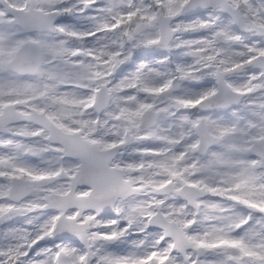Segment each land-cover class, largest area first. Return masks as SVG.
<instances>
[{"label":"snow or ice","instance_id":"1","mask_svg":"<svg viewBox=\"0 0 264 264\" xmlns=\"http://www.w3.org/2000/svg\"><path fill=\"white\" fill-rule=\"evenodd\" d=\"M0 264H264V0H0Z\"/></svg>","mask_w":264,"mask_h":264}]
</instances>
